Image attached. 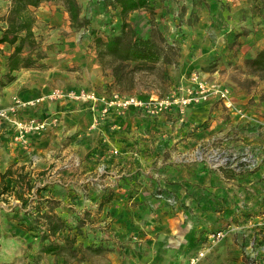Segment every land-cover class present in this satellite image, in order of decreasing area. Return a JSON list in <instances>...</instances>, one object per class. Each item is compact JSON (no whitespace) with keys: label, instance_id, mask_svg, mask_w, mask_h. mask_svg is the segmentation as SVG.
<instances>
[{"label":"crops","instance_id":"1","mask_svg":"<svg viewBox=\"0 0 264 264\" xmlns=\"http://www.w3.org/2000/svg\"><path fill=\"white\" fill-rule=\"evenodd\" d=\"M76 1L79 7L82 3L91 11L88 0ZM52 2L56 3L57 12L49 10L47 4ZM151 5L155 7L157 4ZM119 10L114 6L113 18L117 26L121 24ZM153 10L163 11L161 8ZM110 12L97 4L92 9V19L87 26L91 29L104 27L106 19H111ZM149 12L150 7L130 12L126 17L137 37L150 35ZM213 15L216 19L218 12H202L199 22L185 26V34L180 38L177 29L166 31L170 39L177 38L181 45L179 68L167 66V84L178 90L177 97L186 94L194 73L203 79L214 77L213 73H204V66L217 49L224 48L229 34H225L224 27L206 25L211 22V17L214 18ZM36 16L39 20L32 30L34 35H43L41 49L44 53L38 63H45L47 71L29 68L28 79L20 74L24 68L13 71L19 78L1 90L0 109L18 107L20 118H34L43 122L44 128L27 134L24 141L11 135L1 137L0 172L16 169L12 175L16 178V173L23 168L27 179L30 174L31 180L34 179L31 188L43 187L39 191L43 197H38L57 203L54 205L44 201L39 205V210L23 216L25 220L10 221L7 228L6 224H0V264H35L37 255V264H186L189 255L198 251L205 240L203 237L206 233H199L203 228L223 230L225 236L205 252L198 264H249L250 255H255V264H264V237L259 234L261 230L264 235L260 224L264 211L260 216L246 220L238 215L243 208L241 205L248 199L245 188H264V180L256 182L257 178L263 176L264 170L248 173L246 175H250L244 177L246 175L237 176L229 171L208 170L201 164L183 165L176 162L177 155L181 154L178 151L189 150L212 138H219L227 146H258L259 138L264 136V99H256L258 94H254V90L235 88L232 92L234 110L210 98L182 108L175 103L165 115L157 116L152 121L133 111L121 116L110 112L106 117L99 118V104L91 108L89 103L68 96H61L55 102L46 99L35 106H26L24 104L28 100L40 96L44 91L48 94L53 86L50 84L58 86L61 91L78 92L81 88L89 92L94 84L96 67L101 66L95 54L86 53L87 44L95 52L91 39L94 34H89L88 29L78 30L70 26L69 16L60 0L41 3ZM220 17L224 22L222 15ZM254 29L250 37L254 34L255 45L247 47V53L264 43V28L259 26ZM93 32L100 36L108 34ZM2 47L6 46L0 43ZM190 49H193V56ZM1 64L0 58V71ZM90 66L95 68L90 69ZM109 77V83L114 86L110 74ZM253 78L264 94V84L257 77ZM14 97L25 101L18 99L14 105L5 108ZM248 100L251 103L247 104ZM17 118V113L8 114L0 118V123L13 125ZM150 134L157 140L152 138L155 139L152 142ZM102 166L112 175H106L102 182L108 178L113 180L118 194L115 196L117 200L114 198L103 205L102 213L98 214L99 218L92 225L99 228L100 224H107L108 231L100 233L102 236L93 237L91 242L106 243L110 249L100 255L88 256L83 261L53 253L40 254V248L48 242L64 245L65 237L73 236L77 222L72 215H80L83 209L93 205L94 196L83 194L81 188L93 175L89 171L94 169V173L98 172ZM121 178L125 180L121 181ZM156 190L171 195L174 198L172 204L156 198ZM70 195L75 196L73 201L68 199ZM120 195L122 198L118 199ZM68 208L73 212L65 214ZM184 208H188L189 212L182 211ZM45 213L58 215L65 226L55 235L41 239L40 234L47 228L42 217ZM36 217L35 230L41 232L35 235L33 230H28L35 235L28 239V232L22 231L18 224L33 225ZM115 234L117 237H114ZM88 239L75 237L73 246L80 248L83 242L88 243ZM29 240L33 242L26 247L22 242ZM257 241L261 242V250L252 248V242ZM81 253L83 249L78 255Z\"/></svg>","mask_w":264,"mask_h":264},{"label":"rangeland","instance_id":"2","mask_svg":"<svg viewBox=\"0 0 264 264\" xmlns=\"http://www.w3.org/2000/svg\"><path fill=\"white\" fill-rule=\"evenodd\" d=\"M88 1H89L88 4H89V7L91 8V11H88L86 6L83 7L82 3L80 5V14L82 13V16L80 15V19H82L83 22L86 21V23L84 25L82 24V25H78V26L70 24V26H73L78 30L88 29L89 34L90 33L94 34L93 37L96 35L93 32L94 30L99 32V33H105V32H108V34L117 33L120 25L117 26L114 23V18H113L115 16V14H113L114 6H110L109 7L110 9H109V8H106V5L104 2H102V0H88ZM151 3H153V4L156 3L157 5H155V7H154V5L150 7L151 8V12H149V18L151 19V20H149L150 29L152 28L154 30L161 32V34L169 42H174L176 44V46H179L180 51H181V45L179 43V40L177 38L170 39V37L168 36V33L166 32L167 29H171V28L177 29L178 30L177 32L180 33V34H178V36H179L178 38H180L182 35L185 34V31H184L185 26H193L199 22V16L201 15L202 12H207L208 14H210V12H211V14H215V12H218V16L216 17V19H215V15H213L214 18L211 17L210 18L211 22L208 24L206 23V25L213 26L216 28L224 27L225 34H229V37L227 39V42H226L224 48H222L221 50L217 49V51L210 58L208 64H206L204 66V70H203L204 73H209V75L211 73H213V75H214V77L211 78L209 76V77H207V79L211 78V79L219 80L223 86L228 88V90L231 94L234 91L233 89H235V88H242V89L244 88L248 91L254 90V94H258L256 99H260V98L264 99V94L260 92L261 88L259 87V84L253 78L254 76L252 74H250L244 66L245 56L253 53L262 44L264 45V43L258 44L253 49V51L251 53H247V51H246L247 47H249V46L251 47V46L255 45L253 42L254 41V39H253L254 34H252L250 37V33L255 32L254 28H258L259 26H261V28H264V1L263 0H201V1L197 0L196 3H194V4L192 3L191 0H187V1H185V0H151ZM8 4H9V0H0V26L5 25L3 18L7 13ZM55 4L56 3H53V2L51 4H47V6H49L50 11L57 12V8L55 7ZM97 4H101V6L103 7V9L105 11L106 10L111 11L110 14H112V15H111L110 20L106 19V22L103 24L104 27H102V28L96 27L95 29H91V28H89V26H87V24L88 25L90 24V21L92 19L90 16V15H92L91 14L92 9ZM154 8H158V9L161 8V9H163V11H154L153 10ZM31 10H32V13L35 17V21L33 23V26H34L35 22L39 20L36 16L37 7L31 8ZM219 15L220 16L222 15L224 22H222V19ZM169 21H171V23L167 24V22H169ZM202 24H205V23H202ZM82 34L80 35L79 38H81ZM42 36L43 35H39V34L34 35L35 40L39 46L38 50L40 51L41 55L44 56V53L41 49V45H42L41 37ZM104 36H106V35H104ZM93 37H91V39ZM3 44L7 48L6 47L0 48V56H1L0 58L2 59V64H1L2 70L0 71V80L1 79L3 80V76L5 75V73L7 71L6 57L12 50V47H10L8 44H5V43H3ZM242 45H244V46H242ZM86 46H87V48H86L87 54H95L96 55V51L94 52L93 48L89 44H87ZM180 51H179V57H180ZM241 51L244 53H241ZM189 52L191 53L190 55L193 56V49H190ZM29 68H36L41 72L47 71L46 70L47 65L45 63L39 62L35 66L24 68L25 70H22V72L20 74L22 76H24L23 78H25V79L30 78V72L27 71ZM93 68H95V66H90V69H93ZM175 68L178 69L179 66H176ZM70 69L72 70L73 68L71 67ZM90 69H89V72H90ZM12 74H13V72H12ZM97 77H98V79H97ZM18 78H19V76L17 77V74L16 75L13 74V80L11 82H9L8 84H6L3 87L0 86V92L4 88H6L10 84H12ZM109 81H110L109 73L104 71L101 66H100V68L96 67V76L94 79V84L91 85L92 89H90V92H96L98 95H107V94H110L111 92H118L115 89V87L113 86V84L109 83ZM50 85H53V86L51 89H49V93L54 89L62 90L61 88H57L58 86L56 87L54 84H50ZM166 86L167 87L162 90V93L160 96L155 95V93H151L149 96L163 97V96L168 95V94H175L176 95L178 90H176L175 87L173 88L169 84H167V80H166ZM80 90H84V89L80 88ZM84 91H86V90H84ZM63 92H66V91L63 90ZM44 94L47 95L46 92L44 91L40 96H43ZM119 94H122V93H119ZM128 94H135L137 96L139 95L137 93H128ZM122 95H126V94H122ZM183 96H186V95L184 94ZM18 99L20 102L25 101V100L22 101L18 97L11 98L10 103L7 106H5V108L14 105L16 103V100H18ZM57 99H52V100L47 99V100L55 102ZM212 100L219 102V100L216 98H212ZM250 100H252V99H250ZM249 103H251V102L248 100L247 104H249ZM14 108H15V111L12 113H9V114H16V113L18 114V118L15 121L27 119V118H20L21 113L20 114L18 113V111H19L18 107H14ZM19 108H21V107H19ZM94 108H95V106H94ZM230 109L234 110L235 107L230 108ZM131 111H133L139 115H142L146 118H149V120L152 121L153 118H157V116L159 117L161 115H165L168 110H165L161 114L150 116L144 109H133L132 108V109H129L127 112L120 114L119 116L130 113ZM205 122H206V120L204 122L200 123L199 125L201 126ZM153 126H155V124H153ZM3 130H4V132H3ZM4 135L5 136L6 135L15 136L18 139H20V141H24V139H26V136H27V135H23L22 137L20 136L21 135L20 131L16 127L15 123H13V125H11V123H9L6 126L4 123L2 124V122H1L0 123V138L3 137ZM149 138L152 142L155 141V139L157 140V138L153 137V134L152 135L150 134ZM149 138H147V139H149ZM152 138H155V139H152ZM216 139L218 141H221L219 138H216ZM259 141H260V143L258 146L250 145L252 148H254V150H256L258 156L260 158H262V161L260 162L259 166L252 173L257 172L258 170L259 171L264 170V136L260 137ZM193 147L194 146L190 147L189 150ZM189 150L187 149L184 151H178V153H182L185 151L187 152ZM10 167L12 168L13 166L11 165ZM22 170H23V168H22ZM22 170L20 173H16V178H14L12 176L14 174V172H16V169L14 171H12V169H9V170L6 169L3 173L0 172V222H1L0 224H3V225L6 224V228L10 225V221L16 222L19 220H25L23 218V216H25V215L28 216V215L33 214L36 210H39L38 209L39 205L43 204V202H44L43 201L44 199H40L39 197H38L39 198L38 200H40V202H37V200L29 201V196L31 195V193L33 191H35L37 196L40 194H39V192L34 190L35 188H31L33 186L32 180H34V179L31 180V178H32L31 174H30V178L27 179V173L24 174ZM93 170L94 169L89 171L90 173L93 172V175L90 176L91 179H89V181L81 188L83 191L82 192L83 194H85L87 196H90V195L94 196L92 198L93 205H90L91 207H89L87 209L86 208L83 209V212H81L80 215H77V214L72 215L74 220H76L78 226L79 225L80 226L77 227V229L75 228L74 232H73V236L69 237V238H75V237H77V238H89L87 240L88 243L83 242L86 245H84L82 243L81 244L82 246L80 247V249H83L85 246H93L94 244L95 245L98 244L96 246H101L102 251L97 252V253H92L90 251L83 249L84 259H87L88 256L100 255L104 251H107L110 249V247L106 243H98V242L92 243L91 242L92 241L91 239L93 237H98L100 235V233L105 234L108 231L107 224H100L99 228L92 226V225H93V222L96 221L97 218H99L98 214L102 213L101 208L103 207V205L110 202L114 198L117 200V197H115V196L118 194V191H116L117 186L114 184L113 180L108 178L106 182H102V179L106 175L107 176H112V175L107 173V174H104L102 176L97 177L96 176L97 172L94 173ZM224 171H226V170H224ZM7 172H8V174H7ZM135 173H137V171ZM2 174H5L4 179H1ZM249 175H246L244 177H247ZM122 176H125V175H122ZM14 180H15V182H13ZM124 180H125V178H121V181H124ZM256 180H257L256 182L264 180V173H263L262 177L257 178ZM121 183H119L118 186H120ZM15 187L18 189L15 190L14 189ZM32 189H33V191H31ZM259 189H264V188H245V191H246L245 195L248 196L247 197L248 199L241 205L243 208L241 209V212L238 214L241 219L246 220L249 217H254V216H258V215L260 216L261 213H263L264 210L262 209V207L264 206V203H263L264 202V191L259 192L258 191ZM157 193H160V192H158V190H156L154 192V195ZM40 196L43 197L42 195H40ZM74 197H73V195H70L68 199L70 201H73L75 199ZM127 197H129V196L127 195ZM107 198L109 199L108 201H107ZM119 198H122V195H120L118 197V199ZM156 198H159V197H156ZM159 199H162V198H159ZM70 201H68V203ZM172 202L168 203V204L171 205ZM27 203H28V205H30V207H29L30 211L27 212L28 214L23 211V209L26 208ZM48 203L55 205L57 202L56 201L51 202V200H50ZM166 203H167V201H166ZM182 211H184L185 213L189 212L188 208H184ZM69 212H73V210L68 208V211L65 212V214L69 213ZM108 213H109V211H108ZM234 213H236V212L234 211ZM35 216H39V215H35ZM37 220H38L37 217L35 219H33V222H34L33 226L35 225ZM100 222L103 223L104 220H101ZM31 224L32 223H29L27 226H25L24 224H18V225L22 231L28 232V226H32ZM23 228H25L26 230H24ZM0 230H2L1 227H0ZM217 230H218L217 228H213L211 230H205L203 228V229L199 230V233H200V235H202L203 233H206L203 237V238H206L207 234H209L211 232H215ZM34 232H35L34 234L37 235L36 230ZM28 234H29L28 239L30 238V236H35L32 232H28ZM259 234H260V237H264V235L261 234V230L259 231ZM41 235L42 234H40V236ZM100 236H102V235H100ZM114 237H117V234H115ZM200 240H201V238H199V241ZM31 242H33V241L29 240V242L26 241V242H22V243L25 244L26 247H28ZM96 246H94V247H96ZM261 246H262L261 242H258V241H257V243L252 242V248H254V249L261 250ZM83 253H81V255H83ZM193 254L194 253L190 254L189 257ZM23 258H26V257H23ZM255 261L256 260L254 259L253 264H255Z\"/></svg>","mask_w":264,"mask_h":264},{"label":"trees","instance_id":"3","mask_svg":"<svg viewBox=\"0 0 264 264\" xmlns=\"http://www.w3.org/2000/svg\"><path fill=\"white\" fill-rule=\"evenodd\" d=\"M45 1L57 0H9L7 13L3 18L5 25L0 26V43L8 44L12 50L6 57L7 71L3 80H0L1 87L13 80V71L35 66L38 60L43 58L32 31L35 17L31 8H36ZM60 1L72 25L86 23L80 19V7L76 0ZM191 1L194 4L197 0ZM102 2L106 6L119 7L121 24L117 33L93 37L96 57L101 67L110 74L114 87L119 93H137L139 97H148L151 93H155L160 96L162 90L167 87V66L179 65L180 47L174 42H169L161 32L152 28L148 37H137L126 21L128 13L151 7V0H102ZM244 66L250 74L264 84V46L255 54L246 55ZM4 178L5 174H2L1 179ZM42 188L36 186L34 190L39 192ZM43 201L49 202L50 199ZM37 202L40 200L37 199ZM26 205L23 209L25 213L30 211V205L28 203ZM42 217L46 221L47 228L42 231L41 239H45L48 235H55L65 226L64 220L56 214L45 213ZM79 226L76 224L75 228ZM35 228L36 226L33 225L28 226V230L31 231H35ZM39 231V229L36 230L38 233ZM74 242L75 238L69 237H65L64 245L48 242L40 248L39 253L65 255L68 258L83 261L84 253L78 255L81 249L74 247ZM83 249L92 253L102 251L101 246H85ZM38 261L39 255L35 257L34 263L37 264Z\"/></svg>","mask_w":264,"mask_h":264},{"label":"built area","instance_id":"4","mask_svg":"<svg viewBox=\"0 0 264 264\" xmlns=\"http://www.w3.org/2000/svg\"><path fill=\"white\" fill-rule=\"evenodd\" d=\"M185 95L181 97H177L175 94H168L163 97H139L135 94L122 95L118 92L98 95L96 92L84 90L63 92L59 89H54L45 96H38L28 100L24 105L35 106L45 99L52 100L61 96H68L73 100L89 103L91 108L99 104V118L106 117L110 112L120 115L132 108L144 109L150 116H154L171 109L175 103H179L178 105L182 108L187 104L199 103L210 98L218 99L228 109L234 108L233 96L228 88L223 86L217 79H203L196 73L191 76L190 86L186 88ZM14 111L15 108L13 107L9 110L0 109V118H5L9 113ZM14 123L19 129L21 137L44 128V123L34 118L14 121ZM261 161L262 158L258 156L256 150L250 145L227 146L216 138L200 143L189 151L178 154L176 157V162L183 165L201 164L208 170L216 172L226 170L238 176L254 172ZM104 174H107V170L102 166L99 168L96 176L99 177ZM155 196L166 200L168 203L173 201L172 196L165 192L157 193ZM37 199L39 198L35 191H33L29 196V200ZM260 224L264 229V219L260 221ZM224 236L225 232L223 230L207 234L201 248L188 258L186 264H198V261L204 256L205 252L215 243L221 241ZM262 250H264V245L262 246ZM254 259L255 255H250L248 263L253 264Z\"/></svg>","mask_w":264,"mask_h":264}]
</instances>
